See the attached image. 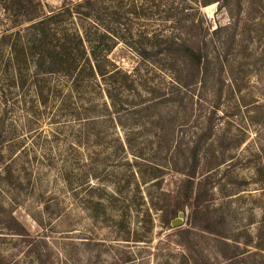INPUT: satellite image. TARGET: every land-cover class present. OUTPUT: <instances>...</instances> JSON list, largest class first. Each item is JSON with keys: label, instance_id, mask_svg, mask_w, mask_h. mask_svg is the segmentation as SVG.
<instances>
[{"label": "rangeland", "instance_id": "rangeland-1", "mask_svg": "<svg viewBox=\"0 0 264 264\" xmlns=\"http://www.w3.org/2000/svg\"><path fill=\"white\" fill-rule=\"evenodd\" d=\"M119 2L121 71L48 75L44 102L0 0V264H264V0Z\"/></svg>", "mask_w": 264, "mask_h": 264}, {"label": "trees", "instance_id": "trees-1", "mask_svg": "<svg viewBox=\"0 0 264 264\" xmlns=\"http://www.w3.org/2000/svg\"><path fill=\"white\" fill-rule=\"evenodd\" d=\"M87 2L90 3L88 7L96 0H87ZM103 2L106 5L99 4V7L91 11L74 10V6L65 4L61 9L44 13L39 0H13V6L18 9L25 8L27 20L31 22L26 29L27 36L18 28L21 22L17 19H14L13 24V28L17 29L4 33V37L9 39L13 33L9 57V64L11 61L13 63V83L20 85L22 80L24 85L27 77L30 76V85L36 88L38 95L43 96L45 102L47 95L43 93L46 87L43 81L49 80L48 75L68 76L72 79V88L78 90L90 79H97L98 73L108 80L115 73L120 72V68L114 62L112 68L102 65L103 61L111 62L108 55L114 44L119 41L117 37H115L117 39L111 37L109 26L111 23H120L125 10L119 0H114L112 5L105 0ZM75 6L84 7L81 3ZM109 37L113 41L104 43ZM31 62L34 63L32 67L29 66ZM25 72L28 74L25 75ZM188 256L189 254L185 258V264H192Z\"/></svg>", "mask_w": 264, "mask_h": 264}, {"label": "water", "instance_id": "water-1", "mask_svg": "<svg viewBox=\"0 0 264 264\" xmlns=\"http://www.w3.org/2000/svg\"><path fill=\"white\" fill-rule=\"evenodd\" d=\"M180 215H183V213H180ZM179 222V219H175V220H173V223L174 224H176V223H178Z\"/></svg>", "mask_w": 264, "mask_h": 264}]
</instances>
